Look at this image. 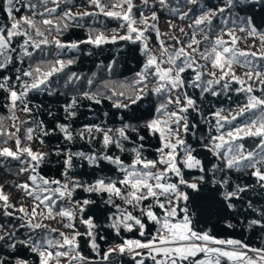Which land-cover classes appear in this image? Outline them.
<instances>
[{"label":"snow or ice","instance_id":"1","mask_svg":"<svg viewBox=\"0 0 264 264\" xmlns=\"http://www.w3.org/2000/svg\"><path fill=\"white\" fill-rule=\"evenodd\" d=\"M0 264H264V0H0Z\"/></svg>","mask_w":264,"mask_h":264}]
</instances>
